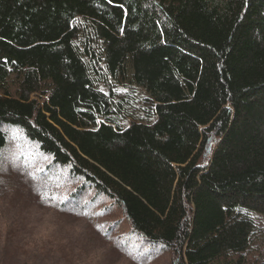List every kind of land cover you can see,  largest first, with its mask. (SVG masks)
I'll use <instances>...</instances> for the list:
<instances>
[{
  "label": "trees",
  "instance_id": "1",
  "mask_svg": "<svg viewBox=\"0 0 264 264\" xmlns=\"http://www.w3.org/2000/svg\"><path fill=\"white\" fill-rule=\"evenodd\" d=\"M77 16L108 73L131 62L155 121L107 119L117 105L74 43ZM6 122L172 264H264L245 212L264 214V0H0V162Z\"/></svg>",
  "mask_w": 264,
  "mask_h": 264
},
{
  "label": "rangeland",
  "instance_id": "2",
  "mask_svg": "<svg viewBox=\"0 0 264 264\" xmlns=\"http://www.w3.org/2000/svg\"><path fill=\"white\" fill-rule=\"evenodd\" d=\"M74 23V43L91 65L96 88L117 105L107 119L121 127L155 121L150 94L135 82L131 62L124 71L108 73L105 44L94 36L92 22L77 16ZM92 51L99 67L92 68ZM3 129L9 144L0 162V264H172L162 243L131 232L128 216L112 197L54 164L22 126L6 122ZM245 212L255 220L253 245L264 258V214Z\"/></svg>",
  "mask_w": 264,
  "mask_h": 264
},
{
  "label": "snow or ice",
  "instance_id": "3",
  "mask_svg": "<svg viewBox=\"0 0 264 264\" xmlns=\"http://www.w3.org/2000/svg\"><path fill=\"white\" fill-rule=\"evenodd\" d=\"M109 2L111 3V0H109ZM102 90V89H101ZM121 91H125V90H121ZM99 122V121H98ZM67 199V197H65Z\"/></svg>",
  "mask_w": 264,
  "mask_h": 264
}]
</instances>
